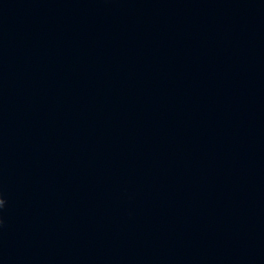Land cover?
<instances>
[{"label":"water","instance_id":"1","mask_svg":"<svg viewBox=\"0 0 264 264\" xmlns=\"http://www.w3.org/2000/svg\"><path fill=\"white\" fill-rule=\"evenodd\" d=\"M0 264H264L254 0H0Z\"/></svg>","mask_w":264,"mask_h":264},{"label":"clouds","instance_id":"2","mask_svg":"<svg viewBox=\"0 0 264 264\" xmlns=\"http://www.w3.org/2000/svg\"><path fill=\"white\" fill-rule=\"evenodd\" d=\"M4 204H5V200L3 199L2 196H0V208H3Z\"/></svg>","mask_w":264,"mask_h":264}]
</instances>
